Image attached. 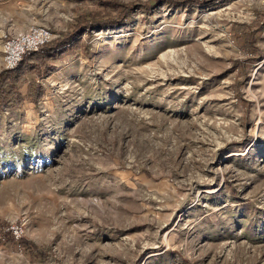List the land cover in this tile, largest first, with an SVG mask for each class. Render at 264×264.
<instances>
[{
  "label": "rangeland",
  "instance_id": "374dc122",
  "mask_svg": "<svg viewBox=\"0 0 264 264\" xmlns=\"http://www.w3.org/2000/svg\"><path fill=\"white\" fill-rule=\"evenodd\" d=\"M31 25L0 264H264V0H0V72Z\"/></svg>",
  "mask_w": 264,
  "mask_h": 264
},
{
  "label": "built area",
  "instance_id": "2783aa9c",
  "mask_svg": "<svg viewBox=\"0 0 264 264\" xmlns=\"http://www.w3.org/2000/svg\"><path fill=\"white\" fill-rule=\"evenodd\" d=\"M4 66L14 68L24 55L37 50L42 44L50 39V32L44 26L31 25L26 30H17L14 33L2 35ZM17 236L18 229L13 231Z\"/></svg>",
  "mask_w": 264,
  "mask_h": 264
},
{
  "label": "trees",
  "instance_id": "16d2710c",
  "mask_svg": "<svg viewBox=\"0 0 264 264\" xmlns=\"http://www.w3.org/2000/svg\"><path fill=\"white\" fill-rule=\"evenodd\" d=\"M169 1H171V2H175V3H182V2H188V1H190V0H169ZM59 43V42H58ZM57 44V43H56ZM56 44L55 45H52V44H50V43H48V44H44V45H42V46H40L39 48H43L44 49V51H46V53L47 54H49V56H50V58L52 57V58H55L54 56H56V54L57 53H52L53 52V50H54V47L56 46ZM62 45H64V44H62ZM52 46V47H51ZM60 47V46H59ZM59 47H55V48H59ZM60 54V53H59ZM29 55L32 57V58H34V57H36V56H39V57H41L42 58V56H43V53H39L38 54V52H36V51H30L29 53H27L26 55H24L23 57H22V59H21V61L19 62L20 63V65H19V69L18 70H20L21 69V71L19 72L18 70H13V71H10V70H4V71H1L0 72V95L1 94H3V92L5 93V92H7V91H9V89L8 88H6L7 86H6V80L7 79H9V82L10 83H8L7 85L9 86V87H11L12 85H14L13 83H14V81H16L17 79H20L21 78V76H22V74L23 73H25V72H28V71H31L33 68H31V63H27V61L31 58V57H29ZM23 60V61H22ZM24 62H26V63H24ZM25 64V65H24ZM44 64V63H43ZM45 65V64H44ZM18 66V65H17ZM15 69V68H14ZM10 84V85H9Z\"/></svg>",
  "mask_w": 264,
  "mask_h": 264
},
{
  "label": "bare ground",
  "instance_id": "6f19581e",
  "mask_svg": "<svg viewBox=\"0 0 264 264\" xmlns=\"http://www.w3.org/2000/svg\"><path fill=\"white\" fill-rule=\"evenodd\" d=\"M3 49H4V47L2 48V53H3ZM3 57V56H2ZM2 62H4V58H2Z\"/></svg>",
  "mask_w": 264,
  "mask_h": 264
}]
</instances>
